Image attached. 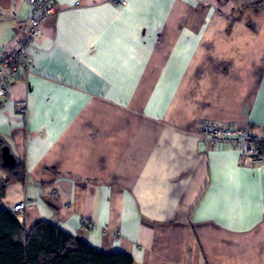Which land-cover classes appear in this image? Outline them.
I'll return each instance as SVG.
<instances>
[{"label": "crops", "instance_id": "0c3cea01", "mask_svg": "<svg viewBox=\"0 0 264 264\" xmlns=\"http://www.w3.org/2000/svg\"><path fill=\"white\" fill-rule=\"evenodd\" d=\"M122 1L52 0L0 100L27 173L0 208L132 264H264V154L242 166L199 131L264 132V0ZM29 11L0 0V52Z\"/></svg>", "mask_w": 264, "mask_h": 264}, {"label": "trees", "instance_id": "16d2710c", "mask_svg": "<svg viewBox=\"0 0 264 264\" xmlns=\"http://www.w3.org/2000/svg\"><path fill=\"white\" fill-rule=\"evenodd\" d=\"M3 145L6 142L1 138L0 148ZM24 168L17 158L13 166H4L0 158V170L5 174L0 180V197L6 183L26 182ZM131 260L121 253L103 254L44 221L27 228L0 208V264H132Z\"/></svg>", "mask_w": 264, "mask_h": 264}, {"label": "built area", "instance_id": "2783aa9c", "mask_svg": "<svg viewBox=\"0 0 264 264\" xmlns=\"http://www.w3.org/2000/svg\"><path fill=\"white\" fill-rule=\"evenodd\" d=\"M115 3H124L122 0H114ZM31 14L22 27V35H16L11 46L0 52V100L9 95L12 76L19 68H24L27 61V50L34 40L41 34V27L53 13L52 0H26ZM16 112L25 115L27 102L20 100L15 103ZM200 134L207 144L212 147L232 146L239 149L240 163L250 167L259 162L264 150V132L256 135L248 128H234L219 124L216 121L207 122L200 127ZM25 202L19 201L9 208L14 217L25 209Z\"/></svg>", "mask_w": 264, "mask_h": 264}, {"label": "water", "instance_id": "95a60500", "mask_svg": "<svg viewBox=\"0 0 264 264\" xmlns=\"http://www.w3.org/2000/svg\"><path fill=\"white\" fill-rule=\"evenodd\" d=\"M1 143V138H0ZM0 158L4 166H13L15 162V158L13 157L12 153L9 150L7 145H3L0 148Z\"/></svg>", "mask_w": 264, "mask_h": 264}]
</instances>
